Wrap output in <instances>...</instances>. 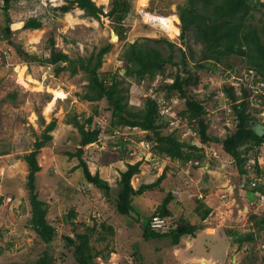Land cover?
<instances>
[{"label": "rangeland", "instance_id": "rangeland-1", "mask_svg": "<svg viewBox=\"0 0 264 264\" xmlns=\"http://www.w3.org/2000/svg\"><path fill=\"white\" fill-rule=\"evenodd\" d=\"M91 1L95 6L102 7L104 13L108 11L109 0L105 5L97 0ZM129 1L133 11L125 21L123 39L117 42L111 40V34L115 32L109 19L100 16L96 20L85 16L83 10L78 8L64 14L56 10L66 4V0L14 2L9 10L12 34L7 39L1 37L4 17L0 14V264H35L43 251L52 256L53 264H76L72 247L64 237L74 238L76 233H83V226L94 224L97 230L91 237V246L94 250L102 251V256L96 259L100 264H262L259 258H248L249 245L244 244L238 250L237 245L230 243L229 230L239 234H258L255 223L264 212L257 211L259 214L255 220H250L255 210L245 198L246 180L235 173L231 158L223 153L220 144L213 145L216 157H207L202 151L204 158L197 160V167L162 158H157L153 165L148 161L142 165L139 174L132 178V185L136 189L141 184L154 182L164 171L166 177L157 189L135 198L136 211L129 217L117 215L113 204L107 201L104 194L87 185L81 170L76 168L77 160L68 157L67 152H74L77 148L79 134L66 124L67 116L76 114L82 121L94 114L96 124L107 131L110 112L104 100L88 102L80 98L87 84L83 72L74 76H70L67 71L54 75L52 67L38 63L39 58L49 56L52 47L75 59L88 57L106 42L111 43L112 48L103 57L99 70L102 77H109L117 73L123 75L124 64L120 56L127 43L144 42L147 38L158 39L157 43L149 44L154 45L164 56L172 54L175 62L179 61L178 48L182 44L188 61L187 68L197 80V85L192 83L187 87V92L189 96L202 101L209 133L222 139L234 130L231 116L225 111H215L224 106L217 102V90L231 86L232 77L243 74L247 68L245 61L231 58L233 70L229 74L228 69L225 70L220 74L221 77L210 70L197 69V63L201 62L202 44L189 32L181 43L179 20L176 21V7L184 0ZM260 16L257 14L258 18ZM29 18H38L41 28L23 29ZM50 40H53V46ZM164 40L175 44V48L171 50ZM18 49L38 58L28 63L19 55ZM167 68L171 73L169 78L183 69L181 64L169 65ZM225 75L227 80L224 81V78L221 81ZM181 76L185 77L186 74L181 73ZM126 80L129 84V107L139 110L143 107L145 95L154 86L147 80L138 84L133 79ZM53 91L64 93L65 98L54 100ZM41 116L45 125L53 118L57 121L51 133V142L41 149L37 157L42 169L36 176L38 196L47 202L48 221L57 231L49 244L42 243L28 225L30 206L25 188L27 165L23 160L43 130ZM263 122L260 120L262 125ZM122 135L132 142L151 136L145 131L126 128L120 132L119 136ZM108 137L109 134L104 133L100 143L98 141L86 146L83 159L91 173L100 172L101 178L109 183L111 197H114L119 172L126 168L128 162L117 160L118 147L115 148L111 142L113 139ZM184 139L192 144H202L198 136L187 134ZM109 143L113 147H108ZM255 155L256 152L249 154L250 162ZM256 157L264 168V144ZM146 158L149 159V154H146ZM104 160L110 163L101 168L97 162ZM167 194L173 197L169 205L173 218L187 217L191 223L198 224L199 229L195 237L185 236L177 246H171L169 239L144 242L141 224L150 218ZM199 206H202L201 210H211L203 221L197 212ZM71 212L74 217L69 221L67 216ZM101 223L110 225L112 232L101 230ZM204 232L210 235H203ZM260 236L255 250L259 256H263V231ZM200 255L207 258H198Z\"/></svg>", "mask_w": 264, "mask_h": 264}, {"label": "trees", "instance_id": "trees-1", "mask_svg": "<svg viewBox=\"0 0 264 264\" xmlns=\"http://www.w3.org/2000/svg\"><path fill=\"white\" fill-rule=\"evenodd\" d=\"M18 0H1L0 14L4 17L2 38H9L12 34L10 29L11 19L9 10L14 2ZM73 8L83 10L85 16L93 17L96 20L103 16L110 20L113 25L115 35L118 39H123L125 21L130 18L133 11L132 3L129 0H109L107 12H103L102 7L95 6L91 0H66V4L56 8L60 13H68ZM257 14L261 16L258 18ZM176 21L179 20L180 39L183 43L185 35L189 32L194 39L202 44L201 62L197 69L210 70L217 76L225 70H233L231 58H240L245 61L246 69L253 70L259 77V81L264 82V0H184L176 7ZM38 18H29L23 25V29L38 30L41 28ZM158 39H145L144 42L127 43L126 48L120 56L124 64L123 75L111 74L109 77H102L99 70L102 66L103 57L111 50L112 44L105 43L94 54L88 57L70 58L61 51L50 49L49 56L39 58V64H45L53 68L54 75L67 71L70 76L83 72L87 84L85 91L80 97L88 102H106V109L110 112L108 120V130L105 132L99 124H96L94 114L84 120H80L76 114L67 116L65 122L77 130L79 134L77 148L74 152H67L68 157L77 160L76 168L80 169L87 185L101 191L108 202L114 206L117 215L129 217L136 211L134 207L135 198H139L147 191L157 189L166 177L165 171L150 184H141L137 189L132 185V178L139 174L143 161L134 164L127 163L126 168L119 172L116 181L117 192L111 197V186L101 178L98 171L91 173L87 162L83 159L84 148L90 144L100 143V138L104 133L109 134L119 161L131 159L129 153L133 151L134 145L141 140L149 141L153 144V151L159 156H167L171 160H178L182 164L196 159L203 160L204 154L201 148L178 139L179 130L172 128L159 116V106L157 101L151 97L150 93L145 95L143 107L133 110L128 104L129 87L126 79H133L137 84L147 80L152 83L156 78L162 82L155 89V93H161L167 99L177 97L178 103L175 106L177 115L186 119L188 125L198 136L202 144L218 143L224 154L231 158V164L235 173L240 178H244V188L246 191V201L249 203L254 199V190L250 189L254 177L264 174L257 162L259 149L264 144L261 132L257 130L255 109L249 108L248 100L253 94V90L247 86V81L241 84V95L237 98L233 86H224L222 89L226 97L230 100L232 109V121L234 130L231 134L220 139L209 133V124L206 120V111L202 101L194 96H189L187 87L192 83L196 86L197 80L187 68V57L179 46L180 58L175 62L172 54L164 56L154 45ZM165 41V40H164ZM53 46V40H50ZM171 50L175 44L165 41ZM19 55L28 63L34 60L27 52L18 49ZM182 65L183 69L175 73L173 78H169L168 66ZM167 69V70H166ZM185 73L186 76H181ZM166 81V82H165ZM247 86V87H246ZM257 98L263 100L264 95L259 93ZM14 98V97H13ZM239 102H237L238 100ZM96 115V113H95ZM255 117V118H254ZM41 125H44L41 134L36 137L32 149L23 156L27 165V176L25 188L30 206V217L28 219L29 228L44 244L51 243L57 235V231L48 221L49 206L47 202L38 196L36 187V176L42 170L37 157L41 149L48 145L52 140V131L56 128L57 121L53 118L45 125L42 116ZM137 129L149 133L151 136L139 138L132 142L131 139L120 135L122 129ZM165 131L162 133L161 131ZM168 130V131H167ZM167 131V132H166ZM111 143L108 147H113ZM256 152L253 162H250L249 154ZM102 168L109 164L108 161H98ZM197 167V166H196ZM173 197L170 194L165 196L157 206L155 212L141 224V237L144 242L150 240L169 239L171 246H177L185 236L195 237L199 229L198 224H193L187 217L179 216L174 219V215L169 210V205ZM2 198L0 197V204ZM197 209L199 219L205 220L210 214V209ZM257 212H252L250 220H255ZM153 216L169 220L172 224L168 229H157L151 226ZM74 213L67 216L69 221L73 219ZM258 227V234L246 233L239 234L235 231H228L231 236L230 243L237 245L241 249L244 244L249 245V257L260 259L264 264V255L259 256L255 250L257 240L261 238L260 233L264 232V214L255 223ZM83 233H76L74 238L64 237V240L72 247V253L76 264H100L96 261L102 256V251L94 250L91 246V237L96 233L97 226H83ZM101 230L112 232L110 225L101 223ZM230 245V244H229ZM251 245V246H250ZM1 251V250H0ZM35 264H53V258L47 251H43Z\"/></svg>", "mask_w": 264, "mask_h": 264}, {"label": "built area", "instance_id": "built-area-1", "mask_svg": "<svg viewBox=\"0 0 264 264\" xmlns=\"http://www.w3.org/2000/svg\"><path fill=\"white\" fill-rule=\"evenodd\" d=\"M230 71L227 72L229 74ZM227 76V75H225ZM259 77L256 75V73L253 70L243 71V74L236 76H233L231 81V86L235 89L237 98L241 95V84L244 81H247L248 88L250 87V90H253L252 96L249 98L248 103L250 108H260L262 111L260 112V116L264 118V103L263 100L260 98H257L256 95L259 93L264 95V82L259 81ZM155 85V84H154ZM246 86V87H247ZM149 93L151 94V97L157 101V104L159 106V116L160 118H163L165 122L169 124L171 128H182L185 127V124L183 122V119L179 117L176 113L175 106L178 103V98H170L167 99L164 97V95L161 93V95H158L153 91V89H150ZM219 95L223 98V101L225 103V106L223 108L226 109L227 115L231 116L232 118V109L230 107V100L226 97L224 92H219ZM238 100L237 102H239ZM227 127H229L228 124H225ZM234 124L232 121V128H234ZM187 134L191 136H195V132L191 131L190 128H188L182 135L185 137ZM213 143H207V144H200L197 145L198 147L203 149V152L207 155H210L211 157H216L217 154L213 150ZM151 145L147 142L141 141L138 143L132 152L129 153L131 157H140L139 160L148 161L150 165H153L156 161V158L151 155L150 153ZM146 154H149V159L146 158ZM260 160V159H259ZM258 160V161H259ZM138 161V159L136 160ZM253 162V161H252ZM259 163V162H258ZM186 165L188 167H193L199 165V162L197 160H189ZM260 165V163H259ZM250 189L254 190V199L248 203L250 207H252L255 212L257 211H263L264 212V174L254 177L253 181L251 183ZM250 208V209H252ZM252 209V210H253ZM172 223H170L167 219H162L159 216H153L151 221V226L153 228L157 229H168L171 226Z\"/></svg>", "mask_w": 264, "mask_h": 264}, {"label": "clouds", "instance_id": "clouds-1", "mask_svg": "<svg viewBox=\"0 0 264 264\" xmlns=\"http://www.w3.org/2000/svg\"><path fill=\"white\" fill-rule=\"evenodd\" d=\"M228 71H230V70H228ZM225 77H227V76H223V78L221 79V81H223V79L225 78ZM227 80V78H225L224 79V81H226ZM161 80L159 79V78H156L153 82H152V85L154 86L153 88L151 87L150 89H153V91H155V89L156 88H158V86L161 84ZM166 82V81H165ZM155 84V85H154ZM224 88V87H223ZM222 87H220L219 88V90H217V97H216V99H217V102L218 103H222L224 106H225V103H224V101H223V98L219 95V92H224L222 89H223ZM150 91V90H149ZM225 93V92H224ZM238 100V99H237ZM179 101V100H178ZM223 106V107H224ZM248 107H249V105H248ZM250 108V107H249ZM218 108H216L215 109V111H217L216 113H219V112H223V111H225L226 113H227V111H226V109L225 108H220L219 110H217ZM252 109H255L256 111L254 112V115H256L255 117H256V120H257V125H256V127H257V130L259 131V132H261V134H264V122H263V125H262V123H260V120L261 121H264V118L263 117H261L260 116V112L262 111V109H260V108H252ZM215 111L213 112V113H215ZM179 117H181L182 119H183V122H184V124H185V127H182V128H178V130H179V137H178V139L180 140V141H185V142H187V140H185L184 138L186 137H183V133L188 129V128H190V126L188 125V123H187V121H186V119L185 118H183L181 115H178ZM168 127V129L171 131L172 130V128L170 127V126H167ZM175 129V128H174ZM190 130L192 131V129L190 128ZM194 132V131H193ZM197 135H195V136H192V137H196ZM141 141H144V142H147V143H149L150 145H151V149H150V153H151V155L152 156H154L156 159L157 158H162V159H167V160H169V161H171V159L169 158V157H167V156H159L158 154H156L154 151H153V144L151 143V142H149V141H146V140H141ZM141 141H139V142H137L136 143V145L138 144V143H140ZM192 144V143H191ZM214 144V143H213ZM135 145V146H136ZM193 145H195V146H197L196 144H193ZM134 146V147H135ZM198 147V146H197ZM198 148H200V147H198ZM134 149V148H133ZM202 149V148H201ZM203 151V150H202ZM131 157V156H130ZM229 157V156H228ZM230 158V157H229ZM128 163H130V164H134L135 162H137L136 161V158L135 157H131V159H128V160H126ZM138 161H143V163H142V165H144V164H146L147 163V161H144V160H138ZM188 162V161H187ZM186 162V163H187ZM185 163V164H186ZM141 165V166H142ZM165 169V168H164ZM164 171V170H163Z\"/></svg>", "mask_w": 264, "mask_h": 264}, {"label": "bare ground", "instance_id": "bare-ground-1", "mask_svg": "<svg viewBox=\"0 0 264 264\" xmlns=\"http://www.w3.org/2000/svg\"><path fill=\"white\" fill-rule=\"evenodd\" d=\"M100 4H104L105 5V3H107V0H97ZM146 1L147 0H139V2L140 3H146ZM99 4V5H100ZM18 25H19V23H18ZM17 26V25H16ZM20 78V77H19ZM22 79V78H21ZM29 79V78H28ZM30 80V79H29ZM23 85V84H22ZM53 93V96H54V100H57V99H63V98H65V94L64 93H62V92H58V91H53L52 92ZM53 100V101H54ZM47 112H49V107H47ZM201 264H205V263H201Z\"/></svg>", "mask_w": 264, "mask_h": 264}, {"label": "water", "instance_id": "water-1", "mask_svg": "<svg viewBox=\"0 0 264 264\" xmlns=\"http://www.w3.org/2000/svg\"><path fill=\"white\" fill-rule=\"evenodd\" d=\"M111 40L113 42H117L118 41V37L114 33H112L111 34ZM261 138L264 140V134H261Z\"/></svg>", "mask_w": 264, "mask_h": 264}, {"label": "crops", "instance_id": "crops-1", "mask_svg": "<svg viewBox=\"0 0 264 264\" xmlns=\"http://www.w3.org/2000/svg\"><path fill=\"white\" fill-rule=\"evenodd\" d=\"M99 173H100V172H99ZM195 234H196V233H195ZM203 235H206V236H207V235H210V234L207 233V232H204ZM197 257H198V258H205V259L207 258L205 255H204V256H203V255H200V256H197ZM199 261H200V259H199Z\"/></svg>", "mask_w": 264, "mask_h": 264}]
</instances>
